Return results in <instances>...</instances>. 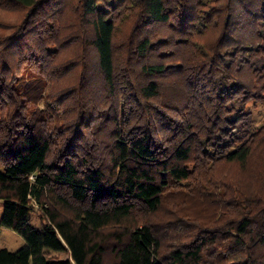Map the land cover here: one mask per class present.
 Listing matches in <instances>:
<instances>
[{"label":"trees","instance_id":"1","mask_svg":"<svg viewBox=\"0 0 264 264\" xmlns=\"http://www.w3.org/2000/svg\"><path fill=\"white\" fill-rule=\"evenodd\" d=\"M255 102L264 0H0V264H264Z\"/></svg>","mask_w":264,"mask_h":264},{"label":"rangeland","instance_id":"2","mask_svg":"<svg viewBox=\"0 0 264 264\" xmlns=\"http://www.w3.org/2000/svg\"><path fill=\"white\" fill-rule=\"evenodd\" d=\"M23 72L25 78L31 76H37V74H39L38 68L32 69L31 67L29 68V66H27ZM250 109L253 112L255 123L256 124L262 123L264 121V102L251 103ZM2 214H3V201L0 200V218ZM34 224L35 225L38 224V221L36 219H34ZM24 244H25L24 238L16 231L8 227L0 228V248H7L11 251H15L20 247H22ZM66 255L67 254L65 253H61L62 257H66Z\"/></svg>","mask_w":264,"mask_h":264}]
</instances>
